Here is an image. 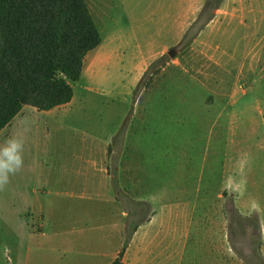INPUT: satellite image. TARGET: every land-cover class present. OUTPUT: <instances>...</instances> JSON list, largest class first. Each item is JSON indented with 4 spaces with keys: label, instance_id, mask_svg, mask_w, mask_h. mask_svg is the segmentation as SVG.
<instances>
[{
    "label": "rangeland",
    "instance_id": "rangeland-1",
    "mask_svg": "<svg viewBox=\"0 0 264 264\" xmlns=\"http://www.w3.org/2000/svg\"><path fill=\"white\" fill-rule=\"evenodd\" d=\"M86 1L103 41L74 101L0 134L24 142L0 190V264H94L103 250L106 264L125 244L126 264H264V0H215L188 45L209 0ZM93 162L110 189L69 172Z\"/></svg>",
    "mask_w": 264,
    "mask_h": 264
},
{
    "label": "trees",
    "instance_id": "trees-1",
    "mask_svg": "<svg viewBox=\"0 0 264 264\" xmlns=\"http://www.w3.org/2000/svg\"><path fill=\"white\" fill-rule=\"evenodd\" d=\"M218 8L209 0L181 43L190 44ZM102 41L86 0H0V133L25 106L49 112L71 103L86 57ZM127 247L111 264H125Z\"/></svg>",
    "mask_w": 264,
    "mask_h": 264
},
{
    "label": "crops",
    "instance_id": "crops-1",
    "mask_svg": "<svg viewBox=\"0 0 264 264\" xmlns=\"http://www.w3.org/2000/svg\"><path fill=\"white\" fill-rule=\"evenodd\" d=\"M239 9H235V12H237ZM241 10H244V8L243 9H241ZM141 78V77H140ZM137 83V82H136ZM74 101V97H73V100L71 101V103ZM71 103H69V104H67V105H65V106H68V105H70ZM65 106H62V107H65ZM28 107H31V106H25L24 108H23V110L21 111V113L18 115V116H20L22 113H24V112H26L27 110H36L35 108H33L32 107V109H29ZM62 107H59V108H62ZM59 108H55V109H53V110H51V111H49V112H54L55 110H58ZM38 111V110H37ZM39 112V111H38ZM49 112H46V113H49ZM17 116V117H18ZM15 120V119H14ZM10 126V125H9ZM1 134V133H0ZM109 146H110V140L108 141V145H107V149H106V151L105 152H103L102 154H101V156H102V158H104V156L106 157V158H108V148H109ZM105 158V161H104V159H103V162H107V159ZM94 163V162H93ZM90 165H92V164H90ZM89 165V167H80V168H77V169H72L71 171H69L72 175H74V176H78V177H81V175H82V177L84 176L85 177V182H88L89 181V178H88V176L89 175H91L92 173H102V181H104L105 179H106V181H107V186L109 187V189H110V184H111V177H110V175H109V168H108V166H103V167H101V168H99V166H98V164H93V166H90ZM63 172H65V171H63ZM136 173H138V172H136ZM139 174V173H138ZM112 183L114 184V185H116L117 186V184H118V182H117V179H116V177H113L112 178ZM83 192H82V197H87V192H86V190H82ZM39 192V190H35V191H33V193H34V195H36V193H38ZM43 193H44V191H43ZM94 194H95V192H94ZM70 195V197H75V194H69ZM96 196H98L99 197V195H97V194H95ZM88 200H90V201H92V199H89L88 198ZM96 202H99L98 200L96 201ZM105 203V205H106V207H107V216H109L110 217V205H111V196L109 195V194H107V198H106V200L105 201H102V205ZM40 214L43 216V218L44 217H46V215H45V212H44V210H40ZM111 221V220H110ZM109 222V221H108ZM141 227V224H139L138 225V228L137 229H134L133 230V233H135L136 231H138V229ZM129 246V245H128ZM128 248V247H127ZM123 249V248H122ZM121 249V250H122ZM120 250V251H121ZM109 250L107 249V251H106V257H107V262H106V264H111L113 261H114V259L118 256V254L120 253V251H118L117 252V254L116 255H113V260L111 261V259H110V254H109V252H108ZM126 251H127V249H126ZM126 251H125V254H124V262H125V255H126ZM99 254H97V256L95 257L96 258V261L94 262V264H104V250L102 251V255H101V258L98 256ZM126 264V263H125Z\"/></svg>",
    "mask_w": 264,
    "mask_h": 264
},
{
    "label": "clouds",
    "instance_id": "clouds-1",
    "mask_svg": "<svg viewBox=\"0 0 264 264\" xmlns=\"http://www.w3.org/2000/svg\"><path fill=\"white\" fill-rule=\"evenodd\" d=\"M24 142L16 137L9 138L0 146V190L9 183L10 176L23 167Z\"/></svg>",
    "mask_w": 264,
    "mask_h": 264
},
{
    "label": "water",
    "instance_id": "water-1",
    "mask_svg": "<svg viewBox=\"0 0 264 264\" xmlns=\"http://www.w3.org/2000/svg\"><path fill=\"white\" fill-rule=\"evenodd\" d=\"M170 55H171L172 57H174V51H171V52H170Z\"/></svg>",
    "mask_w": 264,
    "mask_h": 264
}]
</instances>
